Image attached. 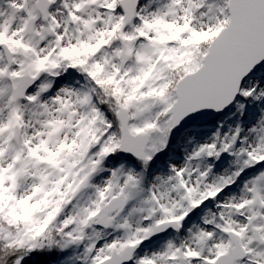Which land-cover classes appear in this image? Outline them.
Instances as JSON below:
<instances>
[{
  "label": "snow or ice",
  "instance_id": "snow-or-ice-1",
  "mask_svg": "<svg viewBox=\"0 0 264 264\" xmlns=\"http://www.w3.org/2000/svg\"><path fill=\"white\" fill-rule=\"evenodd\" d=\"M0 264H264V0H0Z\"/></svg>",
  "mask_w": 264,
  "mask_h": 264
}]
</instances>
